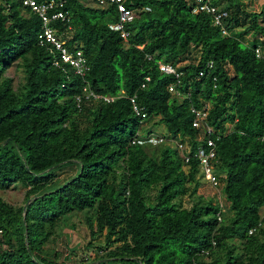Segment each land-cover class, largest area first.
<instances>
[{
  "label": "trees",
  "instance_id": "obj_1",
  "mask_svg": "<svg viewBox=\"0 0 264 264\" xmlns=\"http://www.w3.org/2000/svg\"><path fill=\"white\" fill-rule=\"evenodd\" d=\"M213 3L228 13L223 23L231 35H222L209 14L192 13L188 0H125L134 17L124 42L108 27L118 19L114 5L66 0L67 44H81L90 67L80 76L52 64L54 55L38 43L37 14L0 0V190L25 189L19 204L0 196V264H65L55 244L77 214L91 238L104 231V251L89 261L264 264V55L254 51L264 44V5L248 11L242 0ZM239 27L252 32L251 43L235 36ZM193 51L195 59L177 66ZM17 62L24 81L14 87L5 72ZM159 62L183 73L180 97L168 90L175 77ZM85 85L114 99L78 107L75 96ZM132 95L146 119L159 116L166 138H189L188 164L169 141L131 143L141 125ZM205 103L206 121L219 134L216 170L227 204L221 221L219 201L197 193L193 153L205 138L192 126L190 106ZM71 164L77 173L60 181L56 172ZM185 195L189 207L181 203ZM203 249L208 254L200 255Z\"/></svg>",
  "mask_w": 264,
  "mask_h": 264
},
{
  "label": "built area",
  "instance_id": "obj_2",
  "mask_svg": "<svg viewBox=\"0 0 264 264\" xmlns=\"http://www.w3.org/2000/svg\"><path fill=\"white\" fill-rule=\"evenodd\" d=\"M22 8L28 7L29 10L40 18L42 30L38 34L39 45L45 46L46 49L53 54L52 64L55 67H59L66 71V68H71L73 72L77 75L84 76L85 73L90 69L87 59L83 54L82 46L79 45H69L67 41L70 39V31L72 30L70 26V15L68 10L64 9L66 0H17ZM93 4L97 7H107L109 5H114L118 15V19L115 22L108 24V27L117 31L124 42L127 41L128 31L125 29V23L131 21L134 17L133 10L126 7L124 4L125 0H92ZM190 9L192 13L204 12L209 14L216 26H219L222 35H231L234 31H230L224 26L223 19L228 16V13L216 5H214L213 0H188ZM149 10V8H147ZM58 22L63 25V28L59 29L54 25ZM263 46L257 45L255 47V54L257 57H262L264 55ZM212 62L209 61L207 66L212 67ZM159 70L164 74L174 75L175 82L168 86V90L173 96L180 97L181 91L179 87L181 86V76L183 73L178 71L176 65L169 63H158ZM203 73H200L202 75ZM150 80L149 76H146L141 83L140 87L144 88L146 82ZM213 77V81H215ZM215 87V84H214ZM114 99L113 96L102 95L93 92L89 89L88 85L82 87V91L75 96V101L77 106L80 107L82 101L84 100H102L105 102H110ZM132 109L134 113L140 117L141 125L147 118L146 112H144L143 107L138 104L136 95L129 97ZM210 109V104L205 103L201 107H197L194 104L190 106V112L194 115L192 126L202 132V140L205 138V145L201 144L197 150L193 153V157L197 158L199 170L201 171V179L208 185L216 188L217 190L221 188V174L217 172V167L220 163L218 159V154L216 152V141L219 139V134L212 128L206 121L208 112ZM227 124H226V132ZM214 136V137H213ZM200 138V137H199ZM264 139V134L261 140ZM164 141H175V147H177L181 156L184 159V163L188 164L191 160L190 152V142L188 137H179V139L173 137H167L162 135L154 134L150 131L142 133L139 129L136 131L132 138L131 143L142 144L149 142L151 144H158ZM221 195V189L219 191V198ZM219 200L220 210L217 212L216 216L218 221H221V213H223L226 208ZM252 230L249 231L251 233ZM215 241L212 240V246H215ZM208 254V251L203 249L200 251V255ZM84 264H106L102 261H89L88 257L83 260ZM196 264V261H193Z\"/></svg>",
  "mask_w": 264,
  "mask_h": 264
},
{
  "label": "rangeland",
  "instance_id": "obj_3",
  "mask_svg": "<svg viewBox=\"0 0 264 264\" xmlns=\"http://www.w3.org/2000/svg\"><path fill=\"white\" fill-rule=\"evenodd\" d=\"M85 3L93 5L92 0H83ZM245 3L246 10L248 11H259L261 6L264 5V0H242ZM223 4H220V7ZM244 27L236 28L235 36L239 37L244 43H251L254 36L252 32H244ZM264 47V44H263ZM264 51V48H263ZM196 52L193 51L189 58L182 59L178 61L176 64L177 66H182L188 61L195 59ZM232 71V70H231ZM5 75L12 78L13 86L19 87L22 85L24 81V73L21 66H19V62L13 63L9 66L5 72ZM159 116L150 117L145 119L142 125L139 127V131L145 133L150 131L157 135L166 136L167 130L163 123L157 122ZM227 129L230 131L232 129V124L227 123ZM227 131V132H228ZM179 139V137H177ZM190 142V141H189ZM171 145H175V141H169ZM77 173V165L71 164L65 166L56 172L57 177L60 181L66 180L68 177L75 175ZM199 175L201 176V171H198ZM199 180V188L197 189V193L202 195L204 199H211L213 201H219L225 205L227 208V204L225 202V198L221 193L220 198L219 191L216 188L205 183L202 179ZM25 189L20 185L17 184L16 186H12L7 190H0V196L11 204H19L23 200ZM181 203L184 207H189L191 204V200L188 195H185L181 199ZM264 209H261L260 213L262 214ZM62 235L57 240L55 244L56 250L59 251L61 257L59 258L60 261H63L65 264H82L85 257L91 259L94 254L98 255L97 258L100 257L102 251H104L105 240H104V231L100 234H97L94 238H91L89 235V230L87 224L84 221V218L81 214H77L71 216L69 220L61 227ZM91 241L90 247H87L88 242ZM239 245V243H237ZM109 264H124L118 261H106ZM84 264V263H83ZM126 264H137V263H126Z\"/></svg>",
  "mask_w": 264,
  "mask_h": 264
},
{
  "label": "water",
  "instance_id": "obj_4",
  "mask_svg": "<svg viewBox=\"0 0 264 264\" xmlns=\"http://www.w3.org/2000/svg\"><path fill=\"white\" fill-rule=\"evenodd\" d=\"M7 141H8V140L4 141V142H3V145L6 144ZM35 198H37V196L33 197L32 199H35ZM32 199H28V200H27V203H26V204L24 205V207H23V219H24V216H25L26 205H27L28 203H30V202L32 201Z\"/></svg>",
  "mask_w": 264,
  "mask_h": 264
},
{
  "label": "crops",
  "instance_id": "obj_5",
  "mask_svg": "<svg viewBox=\"0 0 264 264\" xmlns=\"http://www.w3.org/2000/svg\"><path fill=\"white\" fill-rule=\"evenodd\" d=\"M99 260V259H98ZM102 260V259H101Z\"/></svg>",
  "mask_w": 264,
  "mask_h": 264
}]
</instances>
